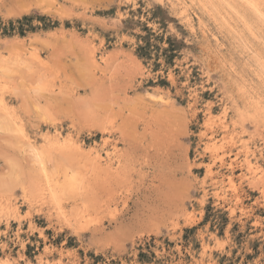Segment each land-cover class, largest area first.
Returning <instances> with one entry per match:
<instances>
[{"label":"rangeland","instance_id":"rangeland-1","mask_svg":"<svg viewBox=\"0 0 264 264\" xmlns=\"http://www.w3.org/2000/svg\"><path fill=\"white\" fill-rule=\"evenodd\" d=\"M170 1L0 0V264H264V118L206 171L213 27Z\"/></svg>","mask_w":264,"mask_h":264},{"label":"bare ground","instance_id":"bare-ground-1","mask_svg":"<svg viewBox=\"0 0 264 264\" xmlns=\"http://www.w3.org/2000/svg\"><path fill=\"white\" fill-rule=\"evenodd\" d=\"M169 6L172 10L177 9L192 31L197 22L205 25V19L213 27L209 35L203 37L212 41L214 48L204 61L195 58L186 62L185 66L189 69L191 64H195L202 75L209 76L213 65L212 70L223 76L220 84H214L219 94V111H213L212 103L206 101L201 112L204 135L213 142L205 163L206 171L210 173L216 164L226 162L225 153L218 152L217 148L226 144L229 151L237 148V143L243 139L239 133L245 128V122L255 128L258 120L264 118V54L258 53L257 49L260 44L264 49V0H172ZM195 86L189 91L193 97L191 103H194L189 105L192 114L195 113L198 98L203 94L199 92L197 83ZM217 142H220L219 146H216ZM240 145L248 150L244 141ZM232 159L231 165L235 162ZM245 164L251 167L252 162L247 159ZM227 179L233 181L231 176Z\"/></svg>","mask_w":264,"mask_h":264},{"label":"trees","instance_id":"trees-1","mask_svg":"<svg viewBox=\"0 0 264 264\" xmlns=\"http://www.w3.org/2000/svg\"><path fill=\"white\" fill-rule=\"evenodd\" d=\"M30 17H27V16H24L23 19L27 20L29 19ZM20 33H22V30L20 31Z\"/></svg>","mask_w":264,"mask_h":264}]
</instances>
